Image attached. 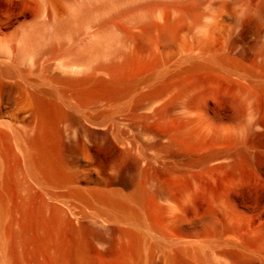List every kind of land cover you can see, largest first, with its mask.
<instances>
[{
  "label": "bare ground",
  "instance_id": "1",
  "mask_svg": "<svg viewBox=\"0 0 264 264\" xmlns=\"http://www.w3.org/2000/svg\"><path fill=\"white\" fill-rule=\"evenodd\" d=\"M0 264H264V0H0Z\"/></svg>",
  "mask_w": 264,
  "mask_h": 264
}]
</instances>
